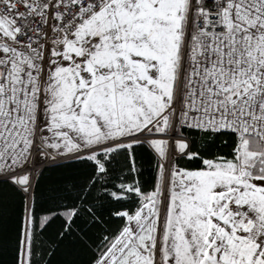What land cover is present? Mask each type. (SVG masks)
Here are the masks:
<instances>
[{
	"label": "snow or ice",
	"instance_id": "6c2138e0",
	"mask_svg": "<svg viewBox=\"0 0 264 264\" xmlns=\"http://www.w3.org/2000/svg\"><path fill=\"white\" fill-rule=\"evenodd\" d=\"M0 264H264V0H0Z\"/></svg>",
	"mask_w": 264,
	"mask_h": 264
}]
</instances>
